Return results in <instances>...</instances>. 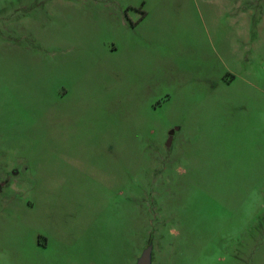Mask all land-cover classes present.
<instances>
[{"label":"rangeland","instance_id":"obj_1","mask_svg":"<svg viewBox=\"0 0 264 264\" xmlns=\"http://www.w3.org/2000/svg\"><path fill=\"white\" fill-rule=\"evenodd\" d=\"M13 1L0 0V168L19 160L21 153L26 158L17 165L24 174L16 185L0 180V219L4 205L12 202L11 187L32 202L41 185L51 199L40 202L69 211L76 264H138L149 247L151 264H264V99L258 97L259 89L264 91V0H32L18 13ZM114 2L132 13L149 12L160 35L166 28L167 56L173 62L166 75L114 81L110 89V139H117L119 132L127 157L128 145L140 147L141 159L135 164L140 187L134 180H111L107 173L101 178L91 175L86 184L76 186L80 178H75L68 188L60 187L54 147L37 143L31 121L20 137L10 129L7 114L60 106L54 95L29 92L21 80V70L36 61L74 56L83 65L69 82L80 83L91 74L86 66L90 48L81 44L87 39L100 52L112 46L115 32L108 23L117 15ZM23 15L46 53L35 49L33 38L9 32ZM69 37L78 50L65 55L63 43ZM16 44L22 46L16 50ZM65 76L63 71L62 80ZM198 78L206 82L203 88L195 83ZM211 80L219 83L216 90ZM224 81L235 82L229 89ZM210 90L226 92L232 99L222 100L217 109L208 107L213 113L206 117L200 147L184 148L189 163L178 148L168 146L170 132L175 124L191 125L194 119L186 111L195 107L192 97ZM183 134L197 142V133ZM41 135L48 141L49 131ZM170 151L175 156L171 165ZM127 185L136 195L123 189ZM49 225L46 219L42 226ZM11 235L0 229V264L33 263L37 256L31 230L21 234L23 260Z\"/></svg>","mask_w":264,"mask_h":264},{"label":"crops","instance_id":"obj_2","mask_svg":"<svg viewBox=\"0 0 264 264\" xmlns=\"http://www.w3.org/2000/svg\"><path fill=\"white\" fill-rule=\"evenodd\" d=\"M31 1L15 0L11 7L18 13L20 10H26ZM116 3H112L115 4L114 10L117 11L116 18L108 23L115 32L112 46L108 48L103 46L100 52L90 47L93 44L87 39H84L81 44V47L84 45V48H90L87 57L91 62L86 66H88V73L91 74L85 76L84 81L69 82V76L74 74L78 65H83L79 64L74 56L72 59L69 58L70 60H62L61 56L54 61L39 60L30 67L26 66L21 70L20 78L23 79L29 92L34 91L41 95L50 93L56 97L60 106L52 110L37 108L33 111L29 110L28 113L11 110L7 114L11 119L10 129L15 130V133L20 137H23L29 130L26 126L31 121L33 127L30 128L36 131L37 143L50 144L54 147V159L57 162L55 164V179L59 181L60 187L68 188V181H71L72 184V180L75 178H80L76 186L82 181H85L84 184H86L91 175L101 178L105 173L110 175L111 180L127 179L129 182L134 180L140 187L138 183L140 168L137 173L135 171L136 158L138 161L141 159L140 147L136 144L128 145L129 156L127 157L124 150V146H127L125 142L119 140V132L116 133L117 139H110V89L114 81L120 84L124 79H156L160 75H166L168 71H171L173 62L172 58L167 56L170 43L166 38V28H161L162 34L160 35L156 28L158 24L153 22L154 18L149 15V12L132 13L133 9L127 8L122 3H118V5ZM106 4L111 5V3ZM27 15H23L17 21L19 24H16L9 32L12 35H21L24 39L33 38L35 49L46 53L48 50L45 49L46 45L39 43L35 37L36 32L30 27L28 28L29 17L27 18ZM59 34H55V36L59 37ZM66 41L63 43L65 45L63 53L67 55L68 52L74 51L75 54L78 45L73 43L70 37ZM20 46L22 45L16 44V50ZM55 50L61 51V49ZM123 56L124 60H122ZM63 71H66L67 74L64 80L61 78ZM11 72L14 73V70L12 69ZM193 76L200 75L194 74ZM66 77L69 83L74 84L73 87H69L71 85L67 83ZM194 81L201 88L206 85V82H200L199 78ZM209 82L216 90V85L219 83L215 80ZM231 82L224 81V84L230 89L235 81ZM246 84L254 88L252 82H246ZM246 96L251 99L252 91H248ZM258 97L264 99V91L259 89ZM192 99L196 100L195 107L188 109L186 114L194 120L187 127L185 124H175L174 127L177 128H172L168 144L170 149L174 146L178 148L180 156L189 163L184 148L193 145L200 147L198 140L205 128L206 117L213 113L208 107L217 109L222 100H231L232 97L226 92L210 90L196 94ZM26 117H28L27 120ZM47 131H49L48 141L44 135H41ZM189 131L197 133V142L186 140L183 133ZM51 135H53V141L49 140ZM172 153L174 152L170 151V165L175 161V156ZM21 154L22 156L18 157L19 160L26 158L24 153ZM19 160L1 166L0 180L7 179L11 181L10 183L17 184L21 179L20 176L24 174L20 168H17V165L23 162ZM28 170L29 168H26V171ZM90 170H94L96 174L90 173ZM122 185L125 183L119 184L121 187ZM126 188L130 195H136V189L132 185L123 187V189ZM2 192L3 190L0 189V194ZM9 192L12 194V202L5 204L2 208V213L5 215L3 219H0V229L12 234L11 237L18 242V251H16L18 257L23 260L26 256V249L23 245L24 238L21 234L30 229L33 235L30 241H33L32 247L37 257L34 258L33 263L28 261L27 264H76L78 249L69 225L71 219L69 211L67 209L56 211L54 206L40 202L43 197L51 199L45 195L46 192L41 185L37 186L32 196V202L27 201L28 194L21 195L16 187H11ZM153 195H157L156 189ZM30 214L33 215V219H30ZM36 217L37 219H35ZM46 219L50 220V225L43 228L42 225ZM5 252L14 256L9 250Z\"/></svg>","mask_w":264,"mask_h":264},{"label":"water","instance_id":"obj_3","mask_svg":"<svg viewBox=\"0 0 264 264\" xmlns=\"http://www.w3.org/2000/svg\"><path fill=\"white\" fill-rule=\"evenodd\" d=\"M138 264H151V247L144 251L143 255L138 261Z\"/></svg>","mask_w":264,"mask_h":264}]
</instances>
